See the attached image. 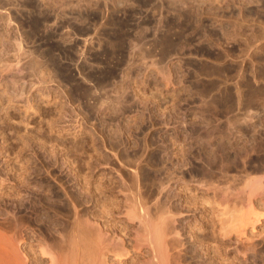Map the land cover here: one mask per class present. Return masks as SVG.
I'll return each instance as SVG.
<instances>
[{
    "label": "rangeland",
    "instance_id": "1",
    "mask_svg": "<svg viewBox=\"0 0 264 264\" xmlns=\"http://www.w3.org/2000/svg\"><path fill=\"white\" fill-rule=\"evenodd\" d=\"M181 3L159 25L155 0H119L107 9L100 0H49L54 50L42 47V59L32 55L22 73L0 65L1 80L18 78L0 80L1 216L15 208L26 221L30 208L59 234L63 225L42 207L65 222L79 210L107 241L119 232L131 243L122 212L141 202L175 219L179 264H264V195L252 196L258 218L251 216L254 229L247 223L243 235L236 213L245 205L238 192L223 195L227 186L242 189L247 177L264 178V0ZM9 37L1 63L13 58ZM45 52H54L53 91L41 83L49 72ZM142 250L132 264H141Z\"/></svg>",
    "mask_w": 264,
    "mask_h": 264
},
{
    "label": "bare ground",
    "instance_id": "2",
    "mask_svg": "<svg viewBox=\"0 0 264 264\" xmlns=\"http://www.w3.org/2000/svg\"><path fill=\"white\" fill-rule=\"evenodd\" d=\"M83 1L86 4H88V3L91 4L93 0H83ZM94 1H95V3L99 2V0H94ZM100 1H104V4H103L104 9L109 8V5H108L109 2L111 3L112 7H116L117 3L119 2V0H100ZM261 1L262 0H258V2H261ZM155 2H158L160 4V7H161V11L159 13L160 20L158 21L159 25H161V21H162L161 18L162 17H164L165 15L170 13L172 9L174 11L180 10V8H181L180 5L182 4L181 3L182 0H155ZM48 3H49V0H0V31L2 30L1 32H4V33H2V35L0 34L1 37L3 38V41L0 40V42H2L1 43L2 48H0V49L3 50L4 52L5 51L7 52L8 51L7 49L11 48V47L9 48V46H7L6 43L4 42V40H6V37H9V36L12 37L11 42H13L12 46L15 49V50L13 49L14 53H13V51L11 52V53H13L11 55V56H13V58H11L10 61L9 60L6 61L7 60L6 59L5 63H1V62H3V59L0 58V59H2L0 61V63H1L0 65H2L3 70L5 69L4 72L5 71H7V72L18 71V72L22 73L23 70H26L25 68L22 70L23 67L21 68V66H23L24 62L27 63L28 58H30L32 55L36 54L37 57H39L41 52L43 51L42 47H43V49H44V47H46L49 52H50V50H54V48H55V5L53 4V6H49ZM118 13H119L118 9H115L114 15L116 16V15H118ZM7 41L9 42V40H7ZM1 50H0V52H2ZM46 52H45V54H46ZM53 54H54V52L46 54V60H47L46 63H47V66H49V72H48L47 79L41 80L39 78L41 80V83H43V85L47 88V90L49 89L50 91L52 89L51 87L55 84L54 83L55 82L54 81L55 80V57ZM1 55H3V54H1ZM41 56L39 58L42 59L43 56L42 57ZM1 57H3V56H1ZM7 58H9V57H7ZM44 58H43V60H44ZM33 59H34V57H33ZM41 59H38V60H41ZM43 60H41V61H43ZM32 68H30V70L32 72L37 71V70L33 71ZM0 73H2V75H4L3 72H0ZM11 73H13V72H11ZM9 75H10V73H9ZM9 75L7 77H9ZM13 75L16 76V78H17V72H16V75H15V73ZM13 75H11L9 77V79L13 78L14 77ZM7 77L5 76L4 79H2V80L0 79L2 81V83H6L3 80H7L9 82V79H5ZM21 77H23V76H21ZM37 77L38 76L36 74V78ZM10 80H12V79H10ZM13 81H14V79H13ZM21 81H22V83H24L23 82L24 80H21ZM41 83L39 81V84H41ZM12 84H15V82L14 83L12 82ZM6 86H4V89H6ZM15 86H16V84H15ZM17 87H15V88H17ZM22 87L24 88V86H22ZM22 87H20L19 89H23ZM0 88H1V86H0ZM11 88H12V86H11ZM46 88H45V90H46ZM53 88L55 89L54 86H53ZM11 90H13V88ZM14 90L12 91L13 92L12 94L15 93ZM40 90H42V88H40ZM47 90H46V94H47ZM52 91H53V89H52ZM1 92H2V88H1ZM24 92H25V90H24ZM54 92H55V90H54ZM17 93L18 94H15L13 96L15 97L17 95L18 96L20 95L19 92H17ZM44 93L45 92H43V93L41 92V95L43 94L49 98L50 95L48 96V94L52 93V92H49L47 95ZM22 94H24V93H22ZM29 94H31V93H29ZM25 95H27V94L25 93ZM18 96H17V98H20ZM20 96L22 97V95H20ZM28 96H30V95H28ZM32 96H34V94ZM53 97H55V96H53ZM25 98H26V96H25ZM9 99L11 100V98H9ZM27 100L23 99L22 101L24 103V101L27 102ZM49 100H50V98H49ZM51 100H52V98H51ZM26 102H25V104H26ZM30 102H32L31 98H30ZM28 103H29V101H28ZM28 103L26 105L31 107V105H29L30 103L29 104ZM9 104H10V102H9ZM39 106L37 105L36 108H38ZM24 107H26V106H23V109H24ZM5 108L7 109L6 106H5ZM25 109H27V108H25ZM34 111H36V109H34ZM29 112L31 114L32 111L29 110ZM27 125H28V123H27ZM243 181L244 182H243L242 189H240V190L237 189V191L235 190L236 192H234V189H233L234 186L232 185V187L227 186V188H224V193L222 192L223 195H225V197H230V198L233 194H235V193L237 194V192H238V195L240 196L241 200L243 201V202L242 201L241 202L244 203V205L246 206V207L244 206V209H241L243 207V204L241 203V205H242V207L240 208L241 210H239V212H238L239 214L236 213L239 216L236 219H239L240 222L239 221L238 222L241 225V227H240L241 230L238 229L240 234L246 233L244 231L247 229L246 225L249 221H251L250 220L251 216H254V215H251L255 211V209H254L255 206L253 204L255 201L253 202L252 196L255 195L256 193H262L264 195V178L247 177ZM207 184H209V183H207ZM214 184L212 182V183H210V186L213 185L211 187L214 188ZM51 186L53 187V185H51ZM205 186H207V185H205ZM215 187H216V185H215ZM208 188L210 189V187H208ZM27 192L31 193L29 191H27ZM214 193H216V192H214ZM54 195H55V192L53 194H51L52 197ZM225 197H223V198L227 199ZM230 198H228V199H230ZM41 199H45V198L41 197ZM134 203L136 204V202H134ZM137 203L139 204V202H137ZM225 203H226V201H225ZM232 203L234 205L235 202H232ZM135 204H133V202H132V204H130L131 206L128 205L127 208H125V211L122 212V213H124V217L131 221L130 222V224H131L130 228H131L132 234H133V238H132L131 243H129V242H127V240H125L126 237L123 238L121 236H118V235H120V234H118L119 232L116 234L117 235L116 238L115 237H114V239L110 238V241H107V238L105 239L104 232L99 227L101 225H98V224H96L98 226L94 225L97 221L93 224L87 218L88 216L86 217V215L84 213H79L78 212L79 210L78 211L74 210L75 213L73 215H74L75 221L70 220L71 221L70 222L69 219H67L69 222H65L64 218L61 219V218H59L58 215H56L57 213H55L54 209H52L51 207L46 208L45 206L42 205L43 207H45V208L42 207V209H41V210H44L43 214H45V212H46V214L49 215L51 217V219H53V221H55V220L60 221L61 225H63L60 229V232H58L59 234H56L55 232L51 231V229H49V227L48 228L46 226L44 227L40 223L36 222L37 217H35V216H37V214H36L37 212L30 211V208H29V210L26 208L27 209L26 211L28 213V216H27L28 218L25 217L26 221H21L19 219V217H18V212H19L18 210L19 209L15 210V208H13V209L11 208L10 210H6V213H4V215H2V216L6 217V219L11 223L12 227L10 228V231L7 234V233H5L6 230L4 229L5 230L4 231L3 228L0 226V264H132L134 262V254L137 253L138 251H140L141 249H143L144 250L143 253H145V256L144 257L142 256L143 259L141 258V260H142L141 264H179V261H180V260L178 261L179 255L176 256V252L174 249L175 248L174 246L176 245V244H174V243H176L175 238H177L176 233H179V232H177V230L175 231L176 228H174V225H173L174 223L172 224V222H174L175 219L173 221H171L172 219H170V220L168 219V218H170L169 216H165L164 217L165 219H164L162 216L163 214H161V213L154 215V214H152V211L149 208L145 207V205L142 207L141 202L139 204L140 206L139 205L137 206ZM219 204L221 205L220 201H219ZM216 205H217V203H216ZM228 205H229V203H228ZM224 206H225V204H223V208H222L223 212L225 211ZM19 207H20V205H19ZM232 208L230 211H232ZM233 210H235V205H234ZM232 212H230V213H232ZM27 213H25V214H27ZM226 213L229 214V212H226ZM223 215H225V214H222V215L220 214L221 217ZM2 216L0 214V219L5 218V217L3 218ZM45 216L46 215H44L43 217H45ZM228 216H230V215H228ZM256 216H258V215H256ZM216 217H217V215H216ZM221 217H219V218H221ZM224 218L227 219L226 217H224ZM234 218L235 217H233V219ZM254 218H258V217L254 216ZM47 219H48V216H47ZM230 219H231V217H230ZM43 220H42V223L44 224L45 221L43 222ZM219 220H220L219 223L221 224L222 223L221 219H219ZM254 221L258 222V219H254ZM228 222H230V221H228ZM228 222H226V223H228ZM234 222H232L233 225L235 224ZM0 223H2V222H0ZM48 223H49V221H48ZM56 223H58V222H56ZM239 223H237V224L239 225ZM250 223H248V224H250ZM124 224L126 225V223H124ZM222 225H223V223L221 224V226ZM228 225H230V224L228 223ZM254 225L255 224L253 223L250 227H252V226L254 227ZM232 226H231V228H229L230 230L233 228ZM235 226H234V230H235ZM239 226H237V228H239ZM219 228H221V227H219ZM227 228H228V226H227ZM223 229H225V228H223ZM174 231H175V234H173ZM238 234H237V236H238ZM243 234H241V235H243ZM224 236H226L225 231H224ZM234 239H236V238H234ZM34 241H36V242L34 243ZM236 241H238V239ZM247 245H250V244H247ZM236 247H237V245H236ZM237 249H238V247H237ZM245 249L248 250L249 248H245ZM176 250H177V248H176ZM239 251H241V250L238 249L237 252H239ZM177 253H178V251H177ZM140 255H142V253ZM136 259H137V257H136Z\"/></svg>",
    "mask_w": 264,
    "mask_h": 264
}]
</instances>
